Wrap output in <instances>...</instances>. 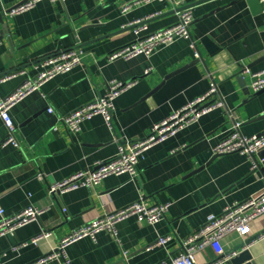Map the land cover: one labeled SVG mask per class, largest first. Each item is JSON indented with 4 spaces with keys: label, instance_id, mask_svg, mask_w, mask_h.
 I'll list each match as a JSON object with an SVG mask.
<instances>
[{
    "label": "crops",
    "instance_id": "1",
    "mask_svg": "<svg viewBox=\"0 0 264 264\" xmlns=\"http://www.w3.org/2000/svg\"><path fill=\"white\" fill-rule=\"evenodd\" d=\"M22 1L0 0V75L22 72L0 83V98L33 78L42 59L73 48L81 49L82 56L69 71L47 79L10 108L19 147L4 143L6 128L0 120V210L6 215L28 206L42 211L36 220L0 236V264H32L91 219L140 199L148 205L169 204L163 219L149 225L127 217L116 223L115 237L106 230L82 237L43 264L170 260L208 215L261 189L264 167L257 155L258 167L251 170L246 155L213 157L212 147L236 121L244 136L264 131V90L248 94L250 78L240 75L243 68L264 69V0L261 8L248 0L194 5L189 38H177L149 56L113 61L106 55L135 38L129 23L146 19L147 30L155 31L175 23L178 7L171 0H39L25 11L4 12ZM112 80L133 83L114 99L109 125L101 115L82 121L76 133L59 123L60 116L102 95ZM212 84L221 105L146 149L135 178L109 175L91 188L49 193V186L113 157L124 141L146 137L154 124L203 96ZM249 228L245 237L224 236L221 245L229 252L249 240L243 247L250 257L245 264H264V235L258 236L264 232V214ZM42 231L49 236L32 242ZM161 235L171 239L153 246ZM215 257L206 247L194 255V264H210ZM229 259L222 264H230Z\"/></svg>",
    "mask_w": 264,
    "mask_h": 264
},
{
    "label": "built area",
    "instance_id": "2",
    "mask_svg": "<svg viewBox=\"0 0 264 264\" xmlns=\"http://www.w3.org/2000/svg\"><path fill=\"white\" fill-rule=\"evenodd\" d=\"M37 1L39 0H25L4 12L10 15L16 14L31 8ZM150 1L154 0H137L135 4ZM195 1L198 0H171L175 7L180 8L177 12V20L172 25L155 31L149 32L147 30L146 19H139L129 23L128 26L132 27L135 35L134 40L110 52L106 55L107 60L129 59L140 54L149 56L160 46L167 45L177 38H189V28L193 22V17L192 7H187V5ZM128 8L129 6H125L122 11H126ZM81 56L82 50L73 48L42 59L38 62L39 71L33 78L25 80L12 93L0 98V120L6 128L5 144L8 143L15 147L20 146L15 135L16 127L9 113L10 108L27 94L38 89L47 79L57 74L65 73L80 63ZM195 56H197V53H195ZM149 71L150 69L145 71V74ZM21 73V71H18L0 75V83ZM240 75L242 77L248 75L250 78L246 88L248 94H254L264 89V69L251 71L248 68H243ZM132 83L108 81L107 88L102 95H98L92 101L60 116L58 118L59 123L68 131L76 133L80 130L82 121L95 115H101L109 125L114 108V99ZM216 93L217 88L212 84L203 96L189 101L169 117L154 124L146 137L136 141H124L118 146V151L113 157L96 161L89 171H79L63 181L49 186V193L54 195L79 187L91 188L109 175L128 174L132 179L135 178L139 156L152 145L165 140L177 130L195 121L200 115L220 106V101L213 97ZM47 111L51 113L52 109L48 108ZM234 126L235 128L232 131L222 137L212 147V155L244 154L251 159V170H256L258 163L253 156L264 148V131L259 134L244 136L239 131L240 122L236 121ZM168 205L167 203L148 205L140 199L119 209L108 211L101 216H96L65 236L54 251L32 264H43L49 260L59 258L63 255L64 248L68 243L82 237L94 238L102 230L111 232L115 237L116 223L130 216H135L139 221L154 225L163 219ZM41 212L40 209L33 206L22 208L9 215L4 214L0 210V236L12 234L17 228L36 220ZM262 214H264V183L258 192L250 195L245 200L225 207L218 215H208L205 222L180 243L181 250L175 257L154 264H194V255L206 247L211 248L216 255L210 264H222L231 255L224 251L221 245L222 238L230 233H237L241 237L247 236L250 233L249 223ZM261 235H264V232L258 234L259 237ZM47 236H49V233L42 231L37 237L32 239V242H35L40 237ZM170 239V235L158 236L153 246H164ZM126 254L123 253V256H126ZM63 264H67V261L64 260Z\"/></svg>",
    "mask_w": 264,
    "mask_h": 264
},
{
    "label": "water",
    "instance_id": "3",
    "mask_svg": "<svg viewBox=\"0 0 264 264\" xmlns=\"http://www.w3.org/2000/svg\"><path fill=\"white\" fill-rule=\"evenodd\" d=\"M25 1V0H24ZM24 1H22V2H24ZM207 1H209V0H198V1H195V2H193L192 4H189V5H187V7H192V6H194V5H198V4H200V3H204V2H207ZM248 2H250V4H252V6H254V5H258L259 7L262 5V3L260 2V0H248ZM255 3V4H254ZM261 8V7H260ZM180 8H178V10H179ZM187 66H189V65H186V66H183V67H180V68H178V69H175L174 71H171L166 77H165V79L166 78H168V77H170V76H173V75H175V74H177V73H179L180 71H182V70H184ZM242 78V77H241ZM264 90V89H263ZM262 91V90H261ZM260 92V91H259ZM259 92H257V93H254V95H257ZM253 95H251L250 97H252ZM258 156V158H260L262 161V165H263V167H264V148H262L261 150H259L254 156H253V158L255 159V156ZM215 156H217V155H213V157H215ZM201 168H203V167H200L199 169H196V170H194V171H192L191 172V174L192 173H194V172H196L197 170H200ZM247 242H249V240H247V241H245V242H243L241 245H239L238 247H236V248H234L233 250H231V251H229L227 254H231L230 255V259H229V262H230V264H245V262L247 261V260H249L250 259V257H249V254H248V252L245 250V249H243V247H244V244L245 243H247ZM249 264V263H248Z\"/></svg>",
    "mask_w": 264,
    "mask_h": 264
}]
</instances>
